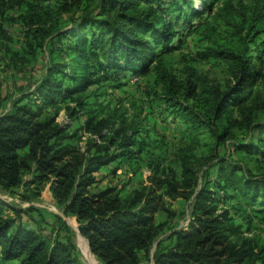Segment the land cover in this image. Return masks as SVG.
<instances>
[{
    "label": "trees",
    "instance_id": "1",
    "mask_svg": "<svg viewBox=\"0 0 264 264\" xmlns=\"http://www.w3.org/2000/svg\"><path fill=\"white\" fill-rule=\"evenodd\" d=\"M25 1L0 0V20L8 9ZM160 1L26 4L15 18L29 38L31 52L48 48L49 55L32 87L10 96L0 111V188L12 191L31 185L38 194L49 184L59 209L76 219L79 233L102 264H140L141 256L148 259L153 247V264H264V242L241 238L244 229L225 206L240 200L244 205L257 204L264 212V120L245 102L253 84L264 80L254 64L256 55L231 47L214 48L213 54L228 63L233 81L225 89L210 91L204 104L196 94L195 69L188 68L180 79L156 62L161 92L153 94L163 103V111L172 118L181 116L194 129H205L213 140L209 154L201 158L194 156L190 146L180 149L175 167L149 153L148 128L141 120L129 121L120 103L110 109L98 103L100 111L87 109L85 92L90 86L109 77L145 73L154 58L159 60L171 49L176 33L158 15ZM173 1L181 18L180 3L198 15L211 10L215 0H199V6L192 0ZM237 7L241 12L231 24V34L254 45L264 35V0L223 3L229 14ZM73 10L79 11L78 16H71ZM65 14L71 19L66 28L60 25ZM245 27L249 39L241 36ZM10 41L0 24V44L7 51ZM63 41L70 53L68 62L52 57L55 46ZM189 99L193 105L184 103ZM61 101H69L63 109L69 121H79L77 128L57 120ZM235 101L238 113L233 116L230 105ZM48 106L53 109L45 110ZM234 130L256 141L237 142ZM241 152L245 160L258 162L262 173L253 174L231 157ZM142 153L149 159L146 181L125 193L122 187L97 185L95 173L103 166L138 159ZM194 161L200 166L195 167ZM213 167L216 173L211 178ZM166 198L189 203L190 220L184 227L173 223L178 214ZM232 207L235 213L246 210ZM32 210L17 209L0 199V264H78L73 231L65 219L52 213L51 236L44 238L22 220V214Z\"/></svg>",
    "mask_w": 264,
    "mask_h": 264
},
{
    "label": "rangeland",
    "instance_id": "2",
    "mask_svg": "<svg viewBox=\"0 0 264 264\" xmlns=\"http://www.w3.org/2000/svg\"><path fill=\"white\" fill-rule=\"evenodd\" d=\"M195 5L199 6V0H192ZM225 0H215L211 10H202L201 14H191L188 6L185 3H180L181 18L178 17L179 11L173 0H161L157 5L158 15L164 18V22H170L176 35L171 42V49L163 53L160 59H153V62L148 64V69L145 73H132L124 76L109 77L107 80L98 85L90 86L85 95L87 97V109L100 111L102 107L111 108L119 103L126 108V116L129 121L135 122L141 120L148 128V139L146 142L147 150L158 159H163L164 162L177 166V154L180 149H193L192 153L195 157L201 158L209 154V149L213 145V140L209 132L205 129H194L181 116L172 118L167 111H163V103H160L153 92H161V86L157 83L155 64H159L161 69L171 70L175 72L180 79L186 75L188 68L195 69L196 72V94L204 104V100L210 91L217 89H225L227 84H232L229 65L223 59L213 54L212 50L218 46L236 48L247 52L248 54L256 55L254 64L257 69L264 75V35H261L254 45L239 37L231 34L234 32L232 23L237 22L241 9L234 10L232 13H226L223 9ZM236 3L237 0H232ZM21 6L15 5L7 10L5 17L0 20L3 29L8 33L11 41L8 43L9 51L5 50L0 44V111L4 110L6 104H9L8 98L28 90L34 84L41 73L48 59V48L37 47L32 53L28 45L29 38L25 35V30L22 24L16 20V16L23 13L28 3H38L43 5H53L57 0H26ZM243 4H248L249 0H242ZM201 8V5L200 7ZM79 11H72L71 16H78ZM188 14V15H186ZM70 15L65 14L60 20V25L70 26ZM160 21L159 24H162ZM247 29H242L241 36L245 39L250 37L245 36ZM64 41L55 46L57 49L52 54L53 59L68 62L70 53L64 45ZM16 54V55H14ZM79 71V67L77 69ZM65 84H71V81L65 80ZM252 93L247 97L245 102L251 106V109L257 112L259 120H264V80H257L252 86ZM66 102H58L61 106L57 120L61 123H72V128H77L79 121H69L63 109ZM100 103L101 106L97 104ZM188 106L193 105L194 101L189 99L184 101ZM236 101L230 105L233 116L237 115ZM72 105V104H71ZM53 107H47L45 110H52ZM106 110V109H105ZM235 139L237 142L246 143L256 141L255 138L245 135L241 130H234ZM84 139V137H83ZM219 154H225V149L221 145ZM148 157V156H147ZM231 157L238 162L243 163L245 167H249L253 174L262 173L263 169L260 164L252 158L245 160L244 153L232 154ZM155 160V159H153ZM195 167L200 164L194 161ZM264 163V160L261 162ZM115 174L108 176L102 185L110 182L122 186L127 182H139L147 178L150 173L148 167V159L143 157L139 161H130L120 163ZM211 178L214 177L216 170L213 167L211 170ZM28 178V176H25ZM34 187L19 186L12 191H7L0 188V199L10 204L15 208L32 207L34 210L28 211L29 214H22V220L35 228L41 237L48 238L51 236V223L53 222L52 213L61 215L72 229L71 241L75 246L74 253L77 256L78 264H89L88 259L84 256L82 248L79 246L80 237L76 232L78 224L72 216L64 215L59 209L56 201L51 195L49 184H46L40 192L34 194ZM225 205L229 208L234 222L240 224L244 232L241 238H253L260 242H264V212L258 209L256 205H248L239 200V203ZM246 208L241 213H235L232 205ZM171 209L175 210L178 216L173 220V223L178 222L177 228L184 227L189 218V203L183 199H178L170 203ZM5 210H8L5 208ZM185 212V213H184ZM156 244V243H155ZM154 244V246H155ZM151 250L149 258L141 256L140 264H153ZM90 253V252H89ZM97 264H102L94 255L90 253ZM13 264H20L15 262Z\"/></svg>",
    "mask_w": 264,
    "mask_h": 264
},
{
    "label": "crops",
    "instance_id": "3",
    "mask_svg": "<svg viewBox=\"0 0 264 264\" xmlns=\"http://www.w3.org/2000/svg\"><path fill=\"white\" fill-rule=\"evenodd\" d=\"M60 122V121H59ZM143 157H145V158H147L148 159V157L144 154V153H142L141 155H140V158H138V159H133L134 161H139L140 159L142 160L143 159ZM133 160H123V159H120V160H116V161H114V162H112L110 165H107V166H103L98 172H96L95 173V176H96V178L98 179V183H97V185L100 187V188H104V187H106V186H118L117 184H115V183H113L112 182V178H110V182H108V183H106V184H104V185H102V182L108 177V176H111L112 174H115L116 173V171L119 169V168H121V166H120V163H124V162H130V161H133ZM149 160V159H148ZM144 181H146V178L145 179H143V180H141V181H139V182H127V184H123L122 186H118V187H122V188H124L123 189V193H125L127 190H129V189H132L133 187H136V186H138V185H140L141 183H143ZM178 199H180V198H178ZM178 199H176V200H178ZM166 201H167V203H168V205L170 206V208H171V205H170V203L172 202L171 200H168L167 198L165 199ZM175 201V200H174Z\"/></svg>",
    "mask_w": 264,
    "mask_h": 264
},
{
    "label": "bare ground",
    "instance_id": "4",
    "mask_svg": "<svg viewBox=\"0 0 264 264\" xmlns=\"http://www.w3.org/2000/svg\"><path fill=\"white\" fill-rule=\"evenodd\" d=\"M79 237H80L79 246L82 248L84 256L88 259L89 264H97L94 258L90 255L91 251L89 250L88 244L85 243L86 241H84V238L81 235H79Z\"/></svg>",
    "mask_w": 264,
    "mask_h": 264
},
{
    "label": "water",
    "instance_id": "5",
    "mask_svg": "<svg viewBox=\"0 0 264 264\" xmlns=\"http://www.w3.org/2000/svg\"><path fill=\"white\" fill-rule=\"evenodd\" d=\"M76 232H77V234H79V235H81L80 233H79V230H78V228L76 227ZM82 236V235H81ZM83 237V236H82ZM84 238V237H83ZM85 240H86V238H85ZM86 242H87V240H86ZM87 244H88V242H87ZM88 247H89V244H88ZM89 250H90V248H89ZM91 251V250H90ZM151 258H153V252H152V257Z\"/></svg>",
    "mask_w": 264,
    "mask_h": 264
}]
</instances>
